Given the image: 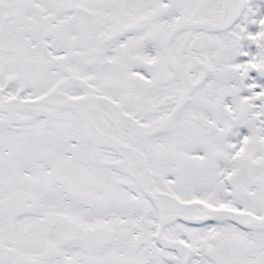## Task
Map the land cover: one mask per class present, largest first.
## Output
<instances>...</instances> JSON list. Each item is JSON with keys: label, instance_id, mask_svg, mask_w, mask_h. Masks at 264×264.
<instances>
[{"label": "snow or ice", "instance_id": "snow-or-ice-1", "mask_svg": "<svg viewBox=\"0 0 264 264\" xmlns=\"http://www.w3.org/2000/svg\"><path fill=\"white\" fill-rule=\"evenodd\" d=\"M0 264H264V0H0Z\"/></svg>", "mask_w": 264, "mask_h": 264}]
</instances>
